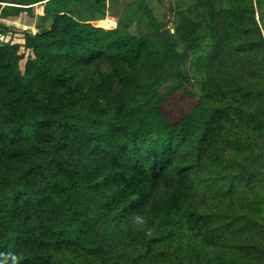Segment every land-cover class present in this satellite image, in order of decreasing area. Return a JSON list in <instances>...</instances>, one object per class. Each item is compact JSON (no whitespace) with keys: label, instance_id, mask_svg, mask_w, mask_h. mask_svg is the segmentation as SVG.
<instances>
[{"label":"trees","instance_id":"obj_1","mask_svg":"<svg viewBox=\"0 0 264 264\" xmlns=\"http://www.w3.org/2000/svg\"><path fill=\"white\" fill-rule=\"evenodd\" d=\"M102 1L0 0V264H264V0Z\"/></svg>","mask_w":264,"mask_h":264},{"label":"rangeland","instance_id":"obj_2","mask_svg":"<svg viewBox=\"0 0 264 264\" xmlns=\"http://www.w3.org/2000/svg\"><path fill=\"white\" fill-rule=\"evenodd\" d=\"M110 3L113 1L115 3H121V2H125L124 6L122 7L121 9V12L119 14V18L117 20V26L120 27L119 29L115 28V27H111L109 28L108 30L109 31H112V32H119V33H123V29H124V26H126L127 24V17L124 16L125 14V5L127 2H130L131 0H109ZM102 2H104V4L101 6V9L102 11H105V15H107V0H103ZM3 7H5L6 3L2 4ZM161 5V4H159ZM12 6V5H11ZM15 6V5H13ZM167 6V5H166ZM19 7L20 11L16 12L15 14H10L11 16H9L8 18H3L0 14V23H4L10 27H15L19 30H22V29H25V30H33L35 31V26L41 21V18L44 14V8H45V2L41 3V4H34V5H30V6H18ZM21 7V8H20ZM159 11L157 12V15L159 16H162L163 15V12L165 13L164 14V17L165 18H168L169 20H172V18L170 17V14L168 13V11H166L165 8H162V6H159ZM81 10L77 9L76 12H80ZM93 13H98V10L95 9L93 10V12H81V15H79V18H84V17H89V15H92ZM257 15V14H256ZM103 16V17H104ZM257 18H258V15H257ZM88 19V18H87ZM87 22V21H86ZM91 22V24H93L92 26H94L95 24V20H92V21H89ZM98 27V26H96ZM170 29L172 31H174V26H173V23H170L169 25ZM131 32H134V27H131ZM7 34V35H6ZM5 35H1L0 34V44H2L4 41L10 39L12 40L14 43H20L21 46H23L24 44V38H23V34L21 33H11V32H8L6 33ZM20 51L23 52L24 51V48L21 47L20 48ZM189 63L191 62V59H189ZM223 133L226 134L228 131L226 130V128L223 127L222 129ZM264 186V184H262ZM259 191H262L264 192L260 187H258ZM250 195H248L247 193H243L239 196V202L240 203H243L242 200H245V201H249L251 199V197H249ZM239 204V203H238ZM240 205V204H239ZM264 236V235H263ZM263 242H264V237H263ZM199 244H201L202 242L198 241ZM198 244V245H199ZM230 249H228V251L232 254L235 253V249L233 247H235L237 245V242L236 240H232L230 243ZM207 253L208 250H207ZM198 254H201V250L200 248L198 249Z\"/></svg>","mask_w":264,"mask_h":264}]
</instances>
